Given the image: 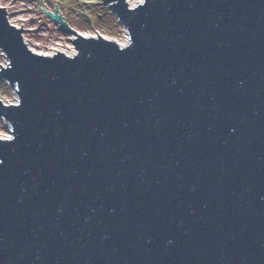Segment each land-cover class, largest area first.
<instances>
[{
    "label": "water",
    "instance_id": "obj_1",
    "mask_svg": "<svg viewBox=\"0 0 264 264\" xmlns=\"http://www.w3.org/2000/svg\"><path fill=\"white\" fill-rule=\"evenodd\" d=\"M103 2L127 44L42 6L72 53L0 5V264H264V0Z\"/></svg>",
    "mask_w": 264,
    "mask_h": 264
},
{
    "label": "rangeland",
    "instance_id": "obj_2",
    "mask_svg": "<svg viewBox=\"0 0 264 264\" xmlns=\"http://www.w3.org/2000/svg\"><path fill=\"white\" fill-rule=\"evenodd\" d=\"M127 1L130 5L138 2ZM0 5L5 6L11 23L18 27L22 24L24 40L37 52L49 53L55 49L68 52L74 48L70 40L73 33L53 21L43 7L52 12L57 7L62 18L83 34H102L118 42L127 40L126 28L103 0H0ZM4 62L5 59L1 57L0 63ZM0 97L5 102L16 100L15 93L5 80H0ZM0 125L6 126L0 127V135L10 133V125L1 117Z\"/></svg>",
    "mask_w": 264,
    "mask_h": 264
},
{
    "label": "built area",
    "instance_id": "obj_3",
    "mask_svg": "<svg viewBox=\"0 0 264 264\" xmlns=\"http://www.w3.org/2000/svg\"><path fill=\"white\" fill-rule=\"evenodd\" d=\"M126 33H127V40H125L124 42H119L120 44H127L128 43V41H129V35H128V32L126 31ZM57 49H55V50H52V51H50L49 53H52V52H54V51H56ZM75 51V49L73 48V49H70V50H68V52L67 51H65V52H67V53H72V52H74ZM5 55V53L3 52V50H0V58L1 57H3L4 59H5V62L4 63H0L1 65H5L6 64V62L8 61L7 60V58L4 56ZM11 135V133H9V134H7V135H5V136H10ZM0 136H2V137H5V136H3V135H0Z\"/></svg>",
    "mask_w": 264,
    "mask_h": 264
},
{
    "label": "snow or ice",
    "instance_id": "obj_4",
    "mask_svg": "<svg viewBox=\"0 0 264 264\" xmlns=\"http://www.w3.org/2000/svg\"><path fill=\"white\" fill-rule=\"evenodd\" d=\"M145 2V0H140V3H144ZM0 127H6L5 125H0ZM6 140H11L12 139V137H8V136H5L4 137Z\"/></svg>",
    "mask_w": 264,
    "mask_h": 264
},
{
    "label": "bare ground",
    "instance_id": "obj_5",
    "mask_svg": "<svg viewBox=\"0 0 264 264\" xmlns=\"http://www.w3.org/2000/svg\"><path fill=\"white\" fill-rule=\"evenodd\" d=\"M138 2H140V0H138Z\"/></svg>",
    "mask_w": 264,
    "mask_h": 264
},
{
    "label": "flooded vegetation",
    "instance_id": "obj_6",
    "mask_svg": "<svg viewBox=\"0 0 264 264\" xmlns=\"http://www.w3.org/2000/svg\"><path fill=\"white\" fill-rule=\"evenodd\" d=\"M68 22V21H67ZM69 23V22H68Z\"/></svg>",
    "mask_w": 264,
    "mask_h": 264
}]
</instances>
